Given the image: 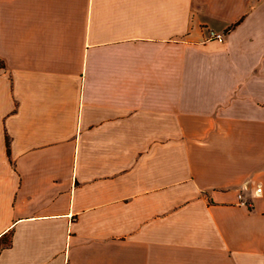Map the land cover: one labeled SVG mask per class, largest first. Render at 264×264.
<instances>
[{"label": "crops", "instance_id": "0c3cea01", "mask_svg": "<svg viewBox=\"0 0 264 264\" xmlns=\"http://www.w3.org/2000/svg\"><path fill=\"white\" fill-rule=\"evenodd\" d=\"M0 62V264H264V0H0Z\"/></svg>", "mask_w": 264, "mask_h": 264}, {"label": "built area", "instance_id": "2783aa9c", "mask_svg": "<svg viewBox=\"0 0 264 264\" xmlns=\"http://www.w3.org/2000/svg\"><path fill=\"white\" fill-rule=\"evenodd\" d=\"M210 38L213 40H218V41H222L223 39V35L215 33V32H210Z\"/></svg>", "mask_w": 264, "mask_h": 264}, {"label": "trees", "instance_id": "16d2710c", "mask_svg": "<svg viewBox=\"0 0 264 264\" xmlns=\"http://www.w3.org/2000/svg\"><path fill=\"white\" fill-rule=\"evenodd\" d=\"M236 26V25H235ZM234 27V26H233ZM233 27H231L230 29H232ZM229 29V30H230ZM0 66H2V62H0ZM2 240H0V252H1V250L4 248V247H2ZM5 245H7V246H9L10 245V243H9V241H7L6 243H5ZM4 246V245H3Z\"/></svg>", "mask_w": 264, "mask_h": 264}, {"label": "rangeland", "instance_id": "374dc122", "mask_svg": "<svg viewBox=\"0 0 264 264\" xmlns=\"http://www.w3.org/2000/svg\"><path fill=\"white\" fill-rule=\"evenodd\" d=\"M212 32V31H211ZM214 32V31H213ZM216 33V32H215ZM218 34H221V35H223V39H222V41H218V40H215V41H218V42H221V43H223L225 40H226V35L224 34V33H218ZM209 40H213V39H211L210 37H209Z\"/></svg>", "mask_w": 264, "mask_h": 264}]
</instances>
